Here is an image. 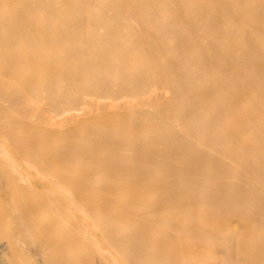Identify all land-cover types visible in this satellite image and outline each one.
Segmentation results:
<instances>
[{
    "label": "rangeland",
    "instance_id": "1",
    "mask_svg": "<svg viewBox=\"0 0 264 264\" xmlns=\"http://www.w3.org/2000/svg\"><path fill=\"white\" fill-rule=\"evenodd\" d=\"M227 36L235 54L229 64L209 62L215 47L226 48L215 37ZM40 52L48 74L39 69ZM74 57L80 74L72 72ZM120 62L127 70L119 71ZM239 122L238 138L254 146L223 136ZM255 134L264 136V0H0V216L7 210L14 220L0 222V264L57 258L13 210L52 195L63 203L80 194L87 228L86 214L121 204L113 200L117 193L152 196L131 218V236L145 235L152 248L178 236L171 215L186 216L163 203L175 211L188 200L230 217L231 206L217 203L221 195L264 191V139L256 144ZM35 157H44L40 169L63 177V185L45 184ZM260 191L235 195L264 209ZM75 221L68 215V225ZM210 243L211 254L222 257ZM119 254L128 259L132 251ZM159 255L170 258L155 250L146 258L160 264ZM100 259L95 255L94 264Z\"/></svg>",
    "mask_w": 264,
    "mask_h": 264
},
{
    "label": "bare ground",
    "instance_id": "2",
    "mask_svg": "<svg viewBox=\"0 0 264 264\" xmlns=\"http://www.w3.org/2000/svg\"><path fill=\"white\" fill-rule=\"evenodd\" d=\"M139 22L143 27H146L147 23L144 19H140ZM215 40L219 41L226 48L220 49L218 46L215 47L212 58L208 59V61L213 64L228 65L230 57L235 55L233 49L228 47L231 38L229 36L225 38L215 37ZM17 47L27 49L23 46ZM40 53V58L38 59L39 69L42 73L48 74L51 72V69L48 64L41 60L43 52ZM28 59L29 55L27 52L20 54L21 62H26ZM72 61L76 63L72 72L80 74L78 59L74 57ZM98 65L100 66V64ZM117 65L119 71L123 72L127 70V67L122 62ZM69 85L70 83H68ZM69 110L70 108L61 113H66ZM244 123L239 122L238 125H228L227 129L223 132V136L228 140L242 142L243 144L249 143V145L254 146L250 141L238 138L240 129ZM254 137L256 144H263L264 136L262 134H255ZM34 148L37 149V145ZM177 150L181 153L185 151V148L179 146ZM44 159V157H35L36 163L39 165L37 166L38 177L45 184H50L56 188L60 187L63 185V177L51 179L43 169H40V165ZM152 175L155 176L154 173ZM162 184H159L158 190L161 198H164L166 197V190ZM259 191L258 189L249 187L247 189L242 188L239 191L236 190L235 194H241L245 197L259 193ZM260 192L264 194V191ZM235 194L233 195L232 192V194H224L218 199L216 198L219 206H231V216L226 218L215 216L216 209L206 204L200 207H192L188 200H180V207L175 211H171V208L166 203H163V208L167 212L185 213L186 216L182 219H175L171 215V228L172 231L178 233L176 234L178 236L174 239L167 237L166 239L159 240L153 248L147 243L145 235L138 237V239L131 236L132 232L136 231V224L134 226L132 225V212L134 210H143L142 203L144 199H146V202L153 201L152 196H149L150 198L147 201L148 196L145 198L141 193L130 191L121 194L117 193L113 200L115 202L122 200V202H120L121 204L118 203L116 209L113 211L101 209L99 210V214L94 217L88 214L85 215L91 221V225L88 228L82 225L84 213L79 211L80 201L78 197L80 194L73 195V199L69 197L63 203L59 202L58 195H52L48 200L34 199L28 205L17 203L13 205V210L18 213V217L16 218L17 223L26 224L31 230L35 231L39 235L45 250H50L53 253L56 252L57 258L55 260L48 257L43 264H94L95 255L101 257V263L99 264H151V259L146 258V255L153 250L159 251L160 253L165 251L170 252L169 259L163 258L160 255L156 258L161 260L160 264H264V209L252 208V205L250 206L242 202L239 196ZM247 209L252 210L250 216L247 215ZM144 211L146 213V210ZM199 212L205 214L198 216ZM53 213H59L66 220H63L64 222L53 220L51 218ZM68 215L74 216L76 223L68 225L66 223ZM156 217L160 218V216ZM163 217L165 215H161L160 219H163ZM233 217L234 219H232ZM2 220L14 222L7 213V210L2 212L0 222ZM119 222H124L127 225L120 226ZM184 229H189V232L187 231L188 234L186 231L183 234L181 233ZM128 235L131 236V240L122 243L120 241L121 237ZM183 235L187 238H184ZM182 238L184 240L189 239L190 243L180 241L179 239ZM210 242L216 243L215 245L218 246V249L215 253L220 252L222 257L215 256L213 253L211 254L214 250ZM109 247L116 249L117 252L110 250ZM118 251H132V256L128 259L123 258Z\"/></svg>",
    "mask_w": 264,
    "mask_h": 264
}]
</instances>
